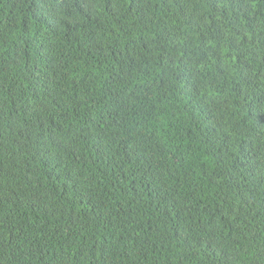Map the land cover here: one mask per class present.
<instances>
[{"label":"trees","instance_id":"obj_1","mask_svg":"<svg viewBox=\"0 0 264 264\" xmlns=\"http://www.w3.org/2000/svg\"><path fill=\"white\" fill-rule=\"evenodd\" d=\"M57 8L0 0V264H264V0Z\"/></svg>","mask_w":264,"mask_h":264},{"label":"snow or ice","instance_id":"obj_2","mask_svg":"<svg viewBox=\"0 0 264 264\" xmlns=\"http://www.w3.org/2000/svg\"><path fill=\"white\" fill-rule=\"evenodd\" d=\"M89 2H90V0H81V3L84 5H86ZM67 3H68V0H58L57 10L62 9ZM49 26L52 27V25H49ZM2 46H3V42L0 41V47H2ZM260 257H261V260L264 261V249L261 250Z\"/></svg>","mask_w":264,"mask_h":264},{"label":"clouds","instance_id":"obj_3","mask_svg":"<svg viewBox=\"0 0 264 264\" xmlns=\"http://www.w3.org/2000/svg\"><path fill=\"white\" fill-rule=\"evenodd\" d=\"M72 134H70L72 137L76 138L78 136V134L81 132L82 127L75 121L73 124V128H72ZM71 250V248H70ZM47 251L55 253L53 251H51V249L49 248ZM56 254V253H55ZM69 254H71V252H69ZM57 255V254H56Z\"/></svg>","mask_w":264,"mask_h":264}]
</instances>
